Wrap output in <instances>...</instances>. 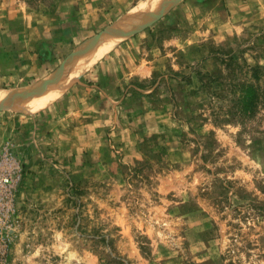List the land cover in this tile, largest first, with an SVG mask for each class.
I'll return each mask as SVG.
<instances>
[{
  "label": "rangeland",
  "instance_id": "obj_1",
  "mask_svg": "<svg viewBox=\"0 0 264 264\" xmlns=\"http://www.w3.org/2000/svg\"><path fill=\"white\" fill-rule=\"evenodd\" d=\"M144 1L0 0V91ZM166 1L55 97L0 103L22 165L0 264H264V0Z\"/></svg>",
  "mask_w": 264,
  "mask_h": 264
},
{
  "label": "bare ground",
  "instance_id": "obj_2",
  "mask_svg": "<svg viewBox=\"0 0 264 264\" xmlns=\"http://www.w3.org/2000/svg\"><path fill=\"white\" fill-rule=\"evenodd\" d=\"M165 2H167V1L166 0H146V1L142 2L141 4H139L138 6H136L134 9L130 10L128 13H126L120 20H118V22L116 24H114V26H112L113 28L110 29V31L106 35L105 34L103 35L105 37H100L99 41L95 45L90 46V48L92 50L86 51V52L81 51L75 57H73V58L70 57L72 59L69 60L70 59L69 58L68 59L69 61L67 60L68 63L66 61V63H67L66 66L64 64L65 72H66L64 74L65 76H62L61 74L58 75L59 77L57 75H54L49 80H46L45 82L37 84L38 86L43 85V86H41L42 87L41 89L44 90V92L34 93L35 97L37 99L34 98L35 102L33 104H39V103L44 102V101H46L52 97H55L59 93H61L67 87V85L70 84L72 79L74 80V78L76 76H78L79 73H82L84 68L88 66L87 64H84L85 60L83 61L82 60L83 58L90 56L91 54L94 55V52H96V51H104L105 52V50L109 49L112 46V44L117 45L119 43V41L121 40L122 37H118V39L115 42L116 38L110 39L109 38L110 34L112 36L113 33H117V32L120 33L119 31H122V30L133 29L135 27V25L139 24L142 21L149 19L150 16L155 15V13L158 12V10L163 5H165ZM134 29H136V28H134ZM93 55H92V57H93ZM104 55H102L101 57H103ZM90 63L92 64V62H90ZM16 93L20 94V96L22 95V93H20L19 91H17V92H14V91L10 92V90L9 91H0V103L7 102L9 100L10 101L13 100V97L16 96L15 95ZM34 94H32V95H34ZM32 95L29 96L28 100L31 98ZM13 101H16V100H13Z\"/></svg>",
  "mask_w": 264,
  "mask_h": 264
},
{
  "label": "built area",
  "instance_id": "obj_3",
  "mask_svg": "<svg viewBox=\"0 0 264 264\" xmlns=\"http://www.w3.org/2000/svg\"><path fill=\"white\" fill-rule=\"evenodd\" d=\"M21 169L13 146L7 144L0 147V261H4L11 239Z\"/></svg>",
  "mask_w": 264,
  "mask_h": 264
},
{
  "label": "water",
  "instance_id": "obj_4",
  "mask_svg": "<svg viewBox=\"0 0 264 264\" xmlns=\"http://www.w3.org/2000/svg\"><path fill=\"white\" fill-rule=\"evenodd\" d=\"M176 1V0H175ZM175 1H173V0H171V1H169L168 3H172V2H175ZM160 12V11H159ZM146 24H142V25H139V27L140 28H142L143 26H145ZM138 28V27H137ZM110 31V29H108V30H106V32H104L105 34H107L108 32ZM131 32H133V31H122V32H120L121 34L119 35V36H125V35H128V34H130ZM103 35V34H102ZM99 38H100V36H98V37H95L85 48H83V49H80V50H78V51H76L72 56H70V57H73V56H76L78 53H80L81 51H83L84 49H86L87 47H89V46H92L94 43H95V41H97V40H99ZM69 57V58H70ZM62 68H63V65L59 68V72L62 70ZM36 91H37V89H36ZM42 91H44V90H42V89H40V90H38L36 93H40V92H42ZM31 94H33V92H31V93H22V95L21 96H23V97H27V96H29V95H31ZM20 95V94H19ZM18 94H17V96H19ZM8 103V102H7Z\"/></svg>",
  "mask_w": 264,
  "mask_h": 264
}]
</instances>
